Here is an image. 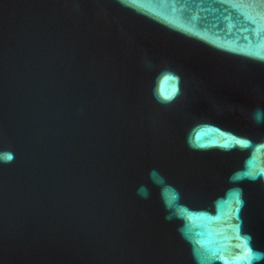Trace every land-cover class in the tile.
<instances>
[{
  "label": "water",
  "instance_id": "1",
  "mask_svg": "<svg viewBox=\"0 0 264 264\" xmlns=\"http://www.w3.org/2000/svg\"><path fill=\"white\" fill-rule=\"evenodd\" d=\"M0 264H264V0H0Z\"/></svg>",
  "mask_w": 264,
  "mask_h": 264
}]
</instances>
